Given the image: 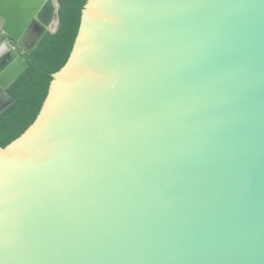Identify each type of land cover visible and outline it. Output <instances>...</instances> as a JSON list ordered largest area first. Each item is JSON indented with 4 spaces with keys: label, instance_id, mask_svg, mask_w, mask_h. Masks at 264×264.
I'll return each mask as SVG.
<instances>
[{
    "label": "water",
    "instance_id": "water-1",
    "mask_svg": "<svg viewBox=\"0 0 264 264\" xmlns=\"http://www.w3.org/2000/svg\"><path fill=\"white\" fill-rule=\"evenodd\" d=\"M47 0H0V94ZM34 123L0 147V264H264V0H88Z\"/></svg>",
    "mask_w": 264,
    "mask_h": 264
},
{
    "label": "trees",
    "instance_id": "trees-1",
    "mask_svg": "<svg viewBox=\"0 0 264 264\" xmlns=\"http://www.w3.org/2000/svg\"><path fill=\"white\" fill-rule=\"evenodd\" d=\"M87 1L58 0L57 31L47 32L30 54H22L28 67L8 88L16 101L0 114V147L19 138L38 117L53 74L62 69L70 57ZM55 17L53 3L47 2L39 15L40 21L48 25Z\"/></svg>",
    "mask_w": 264,
    "mask_h": 264
},
{
    "label": "flooded vegetation",
    "instance_id": "flooded-vegetation-1",
    "mask_svg": "<svg viewBox=\"0 0 264 264\" xmlns=\"http://www.w3.org/2000/svg\"><path fill=\"white\" fill-rule=\"evenodd\" d=\"M47 2H52L53 3V5H54V0H47L46 2H45V4L47 3ZM44 4V5H45ZM43 8V7H42ZM42 10V9H41ZM41 10L39 11V13H38V15H37V20H38V22H39V24L40 25H38V24H34L33 25V23H30L29 24V26H28V29H29V35H28V41L27 42H25V46H26V48H29V46H30V42L37 36V35H39L40 34V32H41V27H50V28H52V29H54V28H56V25H55V21H56V17L48 24V25H44L41 21H40V19H39V15H40V13H41ZM22 54H27V53H25V52H23V51H21L20 50V55L22 56ZM7 102V99L2 95V94H0V105H2L3 103H6Z\"/></svg>",
    "mask_w": 264,
    "mask_h": 264
}]
</instances>
